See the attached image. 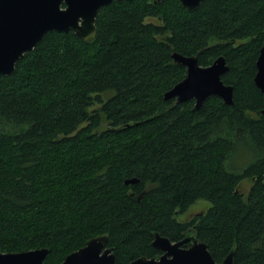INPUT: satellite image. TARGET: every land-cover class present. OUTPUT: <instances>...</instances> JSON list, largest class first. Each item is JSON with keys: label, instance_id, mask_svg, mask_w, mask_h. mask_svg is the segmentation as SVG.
<instances>
[{"label": "trees", "instance_id": "obj_1", "mask_svg": "<svg viewBox=\"0 0 264 264\" xmlns=\"http://www.w3.org/2000/svg\"><path fill=\"white\" fill-rule=\"evenodd\" d=\"M263 44L264 0H114L91 40L48 32L0 75V251L47 247L59 264L108 234L115 264H130L161 252L155 232L193 228L218 262L235 245L236 264H264ZM173 52L204 66L224 55L233 104L165 99L187 74ZM239 148L247 161L231 168ZM200 199L211 207L178 220Z\"/></svg>", "mask_w": 264, "mask_h": 264}, {"label": "water", "instance_id": "obj_2", "mask_svg": "<svg viewBox=\"0 0 264 264\" xmlns=\"http://www.w3.org/2000/svg\"><path fill=\"white\" fill-rule=\"evenodd\" d=\"M114 0H0V75L12 74L17 61L33 50L44 36L53 30L75 34L85 40L97 34V20L100 9ZM122 2L124 0H117ZM164 1V0H156ZM188 9H198L203 0H180ZM174 60L187 67L186 76L164 93L165 99L178 101L195 100L200 108L213 95L227 104L234 102V86L227 84L222 75L229 69L224 55L218 56L212 64H200V53L184 55L173 52ZM254 80L264 93V44L260 49ZM264 114V107L261 110ZM136 176L127 178L126 184L137 183ZM108 234L90 238L84 246L69 253L59 264H115L116 255L108 246ZM152 245L161 253L148 257L142 255L130 264H236V246L218 262L199 239L195 229H188L184 237L172 241L155 232ZM47 247L23 250L0 251V264H47Z\"/></svg>", "mask_w": 264, "mask_h": 264}, {"label": "rangeland", "instance_id": "obj_3", "mask_svg": "<svg viewBox=\"0 0 264 264\" xmlns=\"http://www.w3.org/2000/svg\"><path fill=\"white\" fill-rule=\"evenodd\" d=\"M147 21H152L155 23H161V20L157 17H150L147 19ZM105 96V94H104ZM99 107V105H96L93 108H97ZM91 108V109H93ZM107 126V123L104 121V123L102 124V127L100 129H103ZM243 148H239V150L237 151V153H235V155L232 157L231 159V168H235V167H242L243 165H245L246 163V154L243 152ZM253 183V180L250 178H246L244 179L241 184H240V188L241 191L244 194H247L251 185ZM212 203L208 200H204V199H200L198 201H196L195 203H193L185 212H181L177 214V218L180 221H189L191 219H193L194 217H197L198 214H200L201 212L206 211L207 209H209L211 207Z\"/></svg>", "mask_w": 264, "mask_h": 264}, {"label": "flooded vegetation", "instance_id": "obj_4", "mask_svg": "<svg viewBox=\"0 0 264 264\" xmlns=\"http://www.w3.org/2000/svg\"><path fill=\"white\" fill-rule=\"evenodd\" d=\"M161 253V252H160Z\"/></svg>", "mask_w": 264, "mask_h": 264}]
</instances>
